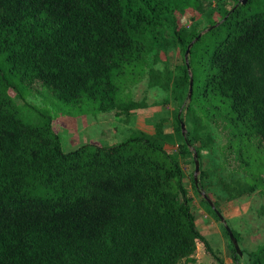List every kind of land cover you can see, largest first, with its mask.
Here are the masks:
<instances>
[{
  "label": "trees",
  "instance_id": "trees-1",
  "mask_svg": "<svg viewBox=\"0 0 264 264\" xmlns=\"http://www.w3.org/2000/svg\"><path fill=\"white\" fill-rule=\"evenodd\" d=\"M169 48L180 59L156 66ZM143 71L172 106L174 134L131 129L64 151L52 118L24 122L9 92L45 86L78 112L129 114L145 103L122 91ZM217 116L247 174L222 182L226 197L200 196L216 219L264 185V0H0V264H185L197 241L222 263L197 228L182 167L214 146L206 127ZM208 176L199 168L195 185L191 173L195 193ZM243 253L264 264V242Z\"/></svg>",
  "mask_w": 264,
  "mask_h": 264
},
{
  "label": "rangeland",
  "instance_id": "rangeland-1",
  "mask_svg": "<svg viewBox=\"0 0 264 264\" xmlns=\"http://www.w3.org/2000/svg\"><path fill=\"white\" fill-rule=\"evenodd\" d=\"M212 1L216 5L220 0ZM253 10L255 7L247 8L245 12L250 13ZM179 23L188 27L196 25L197 28H202L204 26L201 19L192 21L187 16L183 17ZM178 59H180L178 48H169L166 53L160 54V60L156 66L172 65ZM147 80L148 75L146 71H143V73L136 75L133 84L123 89L122 96L124 98L128 96L132 100L145 103L144 107L132 110L129 114L119 110L109 112L84 110L78 112L55 98L45 86L35 85V88L25 90L23 96H20L14 89L9 90V92L14 97L17 115L24 122L35 125L42 119V116L52 118V127L59 133L63 150L67 151L87 142L96 144L118 142L129 136L131 129L154 133L159 128L158 130L162 132L174 134L172 106L170 103H159L165 92L158 87L148 86ZM194 106L196 107V104ZM215 119L207 120L206 127L213 137L214 146L202 150L201 159L198 160L199 168L205 169L209 175L207 191L200 190V193L197 194L193 190L191 173L193 176L194 163L191 157L185 159L182 167L185 174L183 183L191 197V209L195 214L197 228L208 240L215 254L222 259V263L217 262L205 250L201 241H197L193 257L185 264H247L243 252L253 250L258 244L264 242V185L250 193L238 195L227 205L222 199L223 206L225 205L220 213L222 219L229 228L238 233L236 242L241 255L235 263L231 257L228 239L222 229L224 227L222 221L206 211L200 200L202 191L210 203L217 195L226 197L227 193L223 190L222 182L233 184L234 179L237 177L243 179V175L247 174L237 162L233 147L228 148L231 135L228 129L223 127L224 120L220 116ZM177 144V142L166 143L164 147L166 150L172 151L176 149ZM260 149L264 150V144L261 145ZM261 177L264 182V171L261 173Z\"/></svg>",
  "mask_w": 264,
  "mask_h": 264
},
{
  "label": "water",
  "instance_id": "water-1",
  "mask_svg": "<svg viewBox=\"0 0 264 264\" xmlns=\"http://www.w3.org/2000/svg\"><path fill=\"white\" fill-rule=\"evenodd\" d=\"M242 1H244V0H242ZM187 52H188V49H186L185 55L187 54ZM190 94H191V80H190V82H189V88H188L187 98L190 97ZM181 131H182V133H184V124H183V122L181 123ZM193 161H194V162H193V163H194L193 179H194L195 185H197V173H198V171H199V162H198V159H197V156H196V153H195V152H193ZM202 195H203L204 197H206L205 194L203 193V191H202ZM208 201H209V200H208ZM216 213H217L218 218L222 221V223H223V225H224V228H225L226 231L228 232V236H229V238H230L231 241H232V244H233V246H234L235 251L238 253V255H241V251H240L239 248H238V245H237L236 239H235L234 236L232 235V231H231L230 228L226 225V223L223 221L221 214H220L218 211H216Z\"/></svg>",
  "mask_w": 264,
  "mask_h": 264
}]
</instances>
